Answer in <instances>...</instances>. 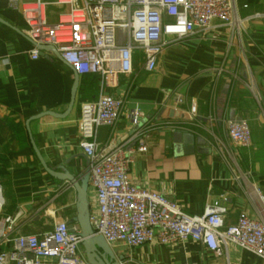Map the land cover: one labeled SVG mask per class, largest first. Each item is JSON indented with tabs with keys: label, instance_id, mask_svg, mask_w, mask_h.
Wrapping results in <instances>:
<instances>
[{
	"label": "crops",
	"instance_id": "0c3cea01",
	"mask_svg": "<svg viewBox=\"0 0 264 264\" xmlns=\"http://www.w3.org/2000/svg\"><path fill=\"white\" fill-rule=\"evenodd\" d=\"M236 2L240 16L251 17L245 28L238 31L214 21L208 32L170 45L153 72L145 70L138 53L132 74L120 75L115 86H103L106 94L124 99L125 107L114 127L97 130L103 148L121 145L126 152L132 150L130 114L138 109L149 150L135 155L131 180L178 201L190 215H202L215 199L224 197L227 224L235 223L243 211L262 213L264 200V0ZM67 10L68 5H48L46 15L57 22L58 14ZM0 19V184L5 196L0 217L22 211L16 233L40 235L56 222L75 217L77 192L45 171L32 141L51 168H85L87 156L79 146L80 105L97 100L102 86L99 76L97 84L85 76L88 94L82 99L78 89L66 117L32 119L67 110L75 70L51 52L32 59L26 22L5 0H0ZM240 120L251 130L247 147L233 144L227 134L228 123ZM175 132L194 135L193 152H176ZM88 197L95 211L91 183ZM111 248L124 264H264L240 246L229 245L216 256L192 239Z\"/></svg>",
	"mask_w": 264,
	"mask_h": 264
},
{
	"label": "built area",
	"instance_id": "2783aa9c",
	"mask_svg": "<svg viewBox=\"0 0 264 264\" xmlns=\"http://www.w3.org/2000/svg\"><path fill=\"white\" fill-rule=\"evenodd\" d=\"M5 1L26 22V35L33 42L32 59L39 58V46L50 45L79 76L100 77L98 99L82 102L78 119L79 146L89 158L95 191L96 210H91L90 217L94 234L111 247L123 243L130 248L152 241L169 245L192 239L216 256H222L229 245H237L264 260V200L262 213L243 211L235 223L227 224L224 197L215 199L202 215H190L178 201L135 184L130 167L136 154L149 150L146 124L138 109L130 114L132 150L126 152L121 145L106 149L97 139L98 128L114 127L125 107L124 99L106 94L103 86H115L120 75L132 74L138 53L145 70L155 71L160 55L170 45L208 32L214 21L238 31L245 28L251 17L240 16L236 0ZM53 4L68 5L57 22H50L46 15L47 6ZM227 134L235 145L251 144L245 121H230ZM4 206L0 184V210ZM21 216L22 211L0 217V264H89L77 224L71 230L69 222L60 220L44 234H17Z\"/></svg>",
	"mask_w": 264,
	"mask_h": 264
},
{
	"label": "water",
	"instance_id": "95a60500",
	"mask_svg": "<svg viewBox=\"0 0 264 264\" xmlns=\"http://www.w3.org/2000/svg\"><path fill=\"white\" fill-rule=\"evenodd\" d=\"M0 21H4L1 20ZM40 54L44 52H51L54 55L60 57L58 50L50 45L39 46ZM80 85V76L75 72V80L71 90V98L67 110L58 114L56 112L47 111L34 116L32 119H38L44 115H52L55 117L63 118L72 110L76 96ZM178 115V112H176ZM194 135L183 134L181 132L174 133V147L177 153L193 152L195 149ZM33 149L39 158L43 168L47 173L56 178L59 181H66L69 186L73 187L77 192V203H76V215L70 220L69 225L72 230L74 224H77L80 228V235L83 238L82 247L84 249V255L89 264H124V261L117 257L115 251L101 236H96L91 225V204L88 197V189L90 183V162L87 157V165L85 168H80L78 171H72L64 167L53 169L46 164L39 150L32 141Z\"/></svg>",
	"mask_w": 264,
	"mask_h": 264
},
{
	"label": "trees",
	"instance_id": "16d2710c",
	"mask_svg": "<svg viewBox=\"0 0 264 264\" xmlns=\"http://www.w3.org/2000/svg\"><path fill=\"white\" fill-rule=\"evenodd\" d=\"M87 77V76H86ZM83 76V79L81 80L80 84V96L83 99L87 94H88V89H89V84L86 82L87 78ZM88 78H92L93 82L92 83H98V76H88ZM93 85V84H92ZM91 85V86H92ZM88 87V88H87ZM94 87V86H93Z\"/></svg>",
	"mask_w": 264,
	"mask_h": 264
}]
</instances>
